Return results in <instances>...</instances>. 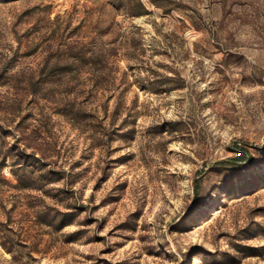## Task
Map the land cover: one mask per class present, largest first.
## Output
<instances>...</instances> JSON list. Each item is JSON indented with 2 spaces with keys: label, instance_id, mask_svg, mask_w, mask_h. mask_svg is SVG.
<instances>
[{
  "label": "rangeland",
  "instance_id": "rangeland-1",
  "mask_svg": "<svg viewBox=\"0 0 264 264\" xmlns=\"http://www.w3.org/2000/svg\"><path fill=\"white\" fill-rule=\"evenodd\" d=\"M0 0V264H264V0Z\"/></svg>",
  "mask_w": 264,
  "mask_h": 264
},
{
  "label": "trees",
  "instance_id": "trees-1",
  "mask_svg": "<svg viewBox=\"0 0 264 264\" xmlns=\"http://www.w3.org/2000/svg\"><path fill=\"white\" fill-rule=\"evenodd\" d=\"M136 8L135 9H131L130 13L132 15H138V14H141L142 12V9H144V5L142 3L141 0H137V3H136Z\"/></svg>",
  "mask_w": 264,
  "mask_h": 264
}]
</instances>
